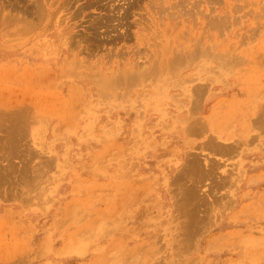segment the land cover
<instances>
[{"label":"rangeland","instance_id":"1","mask_svg":"<svg viewBox=\"0 0 264 264\" xmlns=\"http://www.w3.org/2000/svg\"><path fill=\"white\" fill-rule=\"evenodd\" d=\"M0 264H264V0H0Z\"/></svg>","mask_w":264,"mask_h":264},{"label":"crops","instance_id":"2","mask_svg":"<svg viewBox=\"0 0 264 264\" xmlns=\"http://www.w3.org/2000/svg\"><path fill=\"white\" fill-rule=\"evenodd\" d=\"M190 57L193 54H189ZM195 111V110H194ZM199 115L195 112L188 114L187 117L183 116L178 120V129L181 130L185 145L191 149L196 147H204L207 141H212V150L222 151L227 144L236 142L242 137V131H250L251 117H243L242 121L239 119V111L236 106L231 104L217 107L213 111L211 110L205 117L199 118ZM195 122L199 128L200 134L197 136H191L194 130ZM239 124L242 126L239 127ZM188 128V129H187ZM192 128V129H191ZM207 146V144H205ZM208 148V147H207ZM210 149V148H208ZM211 152V151H209Z\"/></svg>","mask_w":264,"mask_h":264},{"label":"bare ground","instance_id":"3","mask_svg":"<svg viewBox=\"0 0 264 264\" xmlns=\"http://www.w3.org/2000/svg\"><path fill=\"white\" fill-rule=\"evenodd\" d=\"M156 44H157V43H156ZM157 45H158V44H157ZM181 46H182V45H181ZM179 53H180V52H179ZM193 55H194V54H193ZM172 57L174 58V56H172ZM172 57H171V58H172ZM174 59H175V58H174ZM179 59H180V58H179ZM179 59H178V60H179ZM176 60H177V59H176ZM156 62H157V61H156ZM172 62H173V61H172ZM179 62H180V61H179ZM170 63H171V62H170ZM173 63H174V62H173ZM179 64H180V63H178V66H179ZM175 65H176V64H175ZM152 68H153V67H152ZM174 69H176V68H174ZM146 70H147V69H146ZM138 72H139V71H138ZM120 74H121V73H120ZM136 75H137V74H136ZM116 76H117V75H116ZM116 76H115V77H116ZM111 77H112V76H111ZM120 77H121V76H120ZM143 77L145 78V76H143ZM113 78H114V77H113ZM115 79H118V78H115ZM130 79H131V78H130ZM141 79H142V78H141ZM118 80H120V79H118ZM124 80H125V79H124ZM129 81H130V80H129ZM132 81H134V80H132ZM142 81H143V80H142ZM105 82H106V81H105ZM117 82H118V81H116V83H117ZM135 82H136V81H135ZM163 82H164V81H163ZM110 83H111V81H110ZM133 83H134V82H133ZM164 83H165V82H164ZM113 84H114V83H113ZM115 85H117V84H115ZM123 85H124V84H123ZM120 87H121V84H120ZM170 97H171V96H170ZM194 108H195V107H194ZM190 114H191V113H190ZM187 129H188V128H187ZM191 129H192V128H191Z\"/></svg>","mask_w":264,"mask_h":264}]
</instances>
